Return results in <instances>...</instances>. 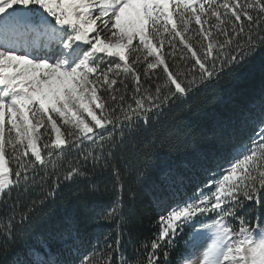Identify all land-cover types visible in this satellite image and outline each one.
Wrapping results in <instances>:
<instances>
[{
  "label": "snow or ice",
  "instance_id": "6c2138e0",
  "mask_svg": "<svg viewBox=\"0 0 264 264\" xmlns=\"http://www.w3.org/2000/svg\"><path fill=\"white\" fill-rule=\"evenodd\" d=\"M258 47L264 0H0V198L13 190L28 196L38 177L42 191L40 171L49 165L46 175L56 176L43 197L9 206L0 235L10 238L17 213L23 221L53 195L62 155H80L67 163L64 180L86 175L89 162L115 167L110 157L126 135ZM262 198L264 113L249 142L193 196L158 202L159 227L138 255L126 256L117 238L77 257L79 264H165L185 226L194 229L190 248L211 240L203 264H264V218L253 223L244 214L246 202ZM121 203L109 217L123 222ZM200 216L212 222L195 230ZM42 255L34 264H62Z\"/></svg>",
  "mask_w": 264,
  "mask_h": 264
},
{
  "label": "trees",
  "instance_id": "16d2710c",
  "mask_svg": "<svg viewBox=\"0 0 264 264\" xmlns=\"http://www.w3.org/2000/svg\"><path fill=\"white\" fill-rule=\"evenodd\" d=\"M261 113L264 47H258L218 80L172 103L147 125L141 123L132 135H126L110 157L115 167L93 168L89 162L86 175L64 180L67 163H75L80 155L75 151L62 155L56 162L60 179L53 195L43 204L38 203L27 219L21 221L17 213L10 238L5 240L0 235V264H13L18 258L34 264L33 258L42 259V254L62 264H79L77 257L100 250L117 238L126 256L138 255L141 242L153 239L159 227L156 221L163 213L158 202L171 204L193 196L212 172L227 167L233 150L253 136ZM93 147L89 144L87 150ZM51 169L49 165L40 171L46 181L42 191L38 177L35 191L28 196H19L13 190L10 197L0 198V217L12 214L9 206L14 201L27 204L54 187L56 176L46 175ZM118 200L122 201L123 222L119 217H109ZM245 208L244 214L253 223L257 216L264 218V198L259 204L246 202ZM209 216L214 218L213 214ZM198 220L195 230L212 222L205 216ZM3 226L0 222V230ZM193 230L185 226L178 233L165 264H186L189 255L181 257L193 250ZM77 248L79 253L75 252Z\"/></svg>",
  "mask_w": 264,
  "mask_h": 264
},
{
  "label": "rangeland",
  "instance_id": "374dc122",
  "mask_svg": "<svg viewBox=\"0 0 264 264\" xmlns=\"http://www.w3.org/2000/svg\"><path fill=\"white\" fill-rule=\"evenodd\" d=\"M209 224V223H207ZM205 225V224H203ZM203 225L201 226L203 230ZM210 225V224H209ZM211 243V240L205 241L202 245L193 248L191 254L189 255L186 264H203L204 252L206 251L208 245Z\"/></svg>",
  "mask_w": 264,
  "mask_h": 264
}]
</instances>
